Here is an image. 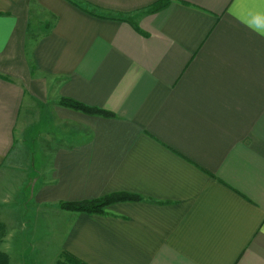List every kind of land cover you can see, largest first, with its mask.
Segmentation results:
<instances>
[{"label":"crops","instance_id":"0c3cea01","mask_svg":"<svg viewBox=\"0 0 264 264\" xmlns=\"http://www.w3.org/2000/svg\"><path fill=\"white\" fill-rule=\"evenodd\" d=\"M158 1L0 0V264H264V0Z\"/></svg>","mask_w":264,"mask_h":264},{"label":"trees","instance_id":"16d2710c","mask_svg":"<svg viewBox=\"0 0 264 264\" xmlns=\"http://www.w3.org/2000/svg\"><path fill=\"white\" fill-rule=\"evenodd\" d=\"M168 4V0H160L152 5L148 11L153 13L157 12ZM122 18V17H121ZM120 18V19H121ZM61 104L65 107L81 111L82 113L88 115H102V116H110V113L104 112L98 108L87 107L83 104L78 102L63 99ZM140 197L129 195L125 193H118V194H111L108 196H104L102 198L93 199V200H85L82 202H75V203H60L59 207L63 210H69L74 212H83L87 214H104V209L108 206L119 203V202H132V201H139ZM56 264H84L80 260L74 258L69 254H61L60 260Z\"/></svg>","mask_w":264,"mask_h":264},{"label":"rangeland","instance_id":"374dc122","mask_svg":"<svg viewBox=\"0 0 264 264\" xmlns=\"http://www.w3.org/2000/svg\"><path fill=\"white\" fill-rule=\"evenodd\" d=\"M41 258H42V261L40 262V264H56L60 260V256L53 260L52 258L50 260L48 255H42Z\"/></svg>","mask_w":264,"mask_h":264}]
</instances>
